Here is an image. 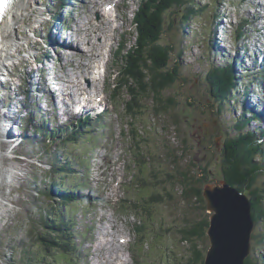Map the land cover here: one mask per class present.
<instances>
[{"label":"rangeland","instance_id":"rangeland-1","mask_svg":"<svg viewBox=\"0 0 264 264\" xmlns=\"http://www.w3.org/2000/svg\"><path fill=\"white\" fill-rule=\"evenodd\" d=\"M68 1L28 0L25 23L18 24L16 28L18 45L12 57L5 61L6 70L1 71L0 109L2 106L6 111L1 109L8 128L7 138L4 137V140L9 141L12 146L11 149L3 148L7 155L9 154L4 163L14 175L4 178L1 189L4 195L0 197V264H10L11 260L20 264L27 260L29 254L23 253L24 250H31L36 244L35 235L45 232V229L40 228L39 217L47 218L48 213L51 214L47 211H37V206L59 203V190L72 186L79 196L72 201L74 205L69 206L67 213V217L75 223L73 230L79 253L75 264H136L134 260H138L137 264L185 262L186 258H191L192 251L188 243L182 241L178 228L189 224L200 215L208 218L209 214L205 208L198 210L194 206V200H191L190 204L181 201L177 193L174 200L157 203L151 208L152 220L146 222L147 242L142 257L139 258L129 249L135 239L133 225L138 223L139 219L133 210L118 200L138 198L141 201L138 190L128 184L136 168L129 150V123L132 121L138 128L144 126L147 129L145 135L150 140L152 151L157 150L158 140L164 138L166 141L163 143L176 155L180 168L192 169L198 176L204 177L200 184L201 193L202 187L207 183L219 185L220 180H223L221 159L224 138L228 133L234 134L231 129L228 130V126L233 124L234 119L241 118L245 109L243 116L250 118L244 127L245 132L255 131L258 134L264 130V106L261 110L253 112L259 118H252L251 106L259 107L254 101L262 100L264 94H258L261 88L253 91L249 79L254 66L246 55L249 53L246 51L254 49L257 44L256 30L245 26L243 39L231 42L240 27L236 22H242L243 18H252L255 9L249 6L251 7L254 1L220 0L217 3L216 0H198L200 4H207L208 7L201 16L188 23L185 29L180 27L178 16L171 15L176 17L175 23L170 30L163 33L161 42L174 44L169 65L172 66L176 62L180 67L179 78L163 91V96H168L174 102V109L164 114H155L151 99H142V106L145 107L136 117H130L124 109L123 101L128 98L125 87H119L120 98L113 99L111 84L115 82V74L122 62V54L117 56L116 52L120 48L126 50L124 46L129 48L134 43L132 18L139 0H124V5H118V0H70L71 4ZM60 2L66 4L63 9H60ZM103 3L106 9H110L109 17L97 9H101ZM115 4L117 9H111ZM67 11H70L69 21L66 19ZM118 12L122 16L119 19ZM171 12L173 13L170 10ZM221 12H224L225 16L222 15L213 21L214 15ZM95 13L98 16H95ZM51 18H54L55 23ZM90 19L92 21L89 27ZM102 19L104 23L107 22L106 26H95V22ZM223 23L228 27L233 26L231 40L228 36L222 37ZM87 28L88 32H84ZM213 29L220 43L217 41V50L211 51L208 35L214 34ZM247 32L251 36L246 37ZM85 33L88 37L92 36L90 41ZM43 34L46 37L49 34L51 45L48 46L47 42L41 39ZM50 39L48 38L49 41ZM73 39L76 47L72 50L69 47L66 52ZM123 41H126V44L122 43ZM261 49H264L263 44ZM79 50L83 51L82 58L77 57ZM39 57L44 58V63L40 66L35 64ZM232 57L238 58L235 65L236 75L244 77L240 78L238 88H246L251 94L247 96L246 108H243L237 95L233 98V93L231 100L218 111V104L208 91L206 73L210 68L224 66L228 61L231 63ZM85 63L90 65L89 69ZM104 63L105 74L99 70V65L103 67ZM40 68L44 79H39ZM24 74L25 81L19 78ZM255 80L257 81L256 78ZM43 87L48 93L42 92L41 97L39 94ZM81 87L84 89L81 90ZM21 88L28 91V98L25 100L27 113L20 115V120L17 121L16 112L10 114L12 104L8 101L6 103V99L12 92H20ZM30 89H37L38 92H32ZM92 91L95 95H92ZM63 93H68V96ZM86 94L91 95V99L103 95L102 104H105L106 111L102 116H93L88 109L80 110L79 102L92 104L93 99H85ZM16 96L22 98V95ZM55 101L56 105L53 103ZM65 106L68 111L66 117L59 113V109ZM51 108H56V111ZM88 115L91 118L90 124H86L84 133L74 128L77 134L81 133L79 136L83 140L77 138L72 143L61 144L63 139L69 136L68 131L76 126L79 118H86ZM7 119L15 120L13 131L16 136L11 133ZM173 119L177 120V124ZM162 125L166 130L161 129ZM65 129L68 131H64ZM49 133H53V136ZM18 135L22 143L13 144L14 136ZM258 136L256 135L260 141H264V135ZM163 155V166L168 167L170 164L167 163L165 154ZM54 161L71 170L62 175L58 174V178L54 179ZM259 163L262 165V174L259 175L257 183L262 184L264 157L259 159ZM52 180L56 181V186H51ZM39 190L42 191L40 195L36 194ZM245 191L243 193L246 195L250 193L248 188ZM88 196L90 199H85ZM261 233L264 234V223L255 225L252 247L247 257L255 260L262 258L264 264V244H258L253 238L255 234H258L257 239L261 238ZM199 242L205 250L204 260L209 245L206 234ZM172 251L178 258L175 261ZM50 256L46 258L47 263L53 260Z\"/></svg>","mask_w":264,"mask_h":264},{"label":"trees","instance_id":"trees-1","mask_svg":"<svg viewBox=\"0 0 264 264\" xmlns=\"http://www.w3.org/2000/svg\"><path fill=\"white\" fill-rule=\"evenodd\" d=\"M139 1L132 20L134 25V43L129 48L124 46L126 50L120 48L116 52L117 56L122 54V62L115 74V82L111 84L113 99H116V97L120 98L118 88L125 87L128 98L123 101V104L126 114L130 117H136L141 114L142 108L145 107L142 106V99H151V106L155 114H164L168 110L174 109V102L168 96H163V91L179 78L180 67L176 62L172 66L169 65L171 54L174 52V44L162 43V35L165 31L170 30L175 23L176 17L174 18L171 15L175 14V16H178L180 27L185 29L188 23L195 17L201 16L206 7H208L207 4H200L198 0ZM218 1L220 0H216L217 3ZM60 6L65 7L66 4L60 2ZM170 10L173 13H170ZM218 17L219 15H214L213 21L215 18L218 19ZM244 23L237 29L236 39H239L245 33L243 29ZM218 24H216V27ZM165 25L166 28H164ZM48 30L50 31V28ZM45 38L48 41V36H45ZM208 40L211 45V51L213 49L217 50L215 47L216 45L219 46L217 44V41H219L217 34L214 32V34L208 35ZM125 42L123 41L122 43L126 44ZM237 60L238 58L236 57L234 62L232 57L231 63L228 61L224 66L210 68L206 73L208 91L214 101L217 102L218 111L222 109L225 103L231 100L233 93V98L237 95V98L241 99L243 108H246L245 103L248 101L249 92L247 89L244 93L238 91L240 75L238 74L237 76L235 72ZM22 77L19 76L20 79ZM261 77H263V74H261ZM182 78L184 79V76ZM251 80H255V78ZM234 88H236V93ZM7 101L11 102L9 97L6 99V103ZM24 108L26 109V106ZM244 112L245 109H243L241 118L234 119L233 124L228 126V130L231 129L234 134L229 135L228 133L224 138L221 159L222 173L223 179L241 192L245 191L246 188L250 190L247 195L251 205V216L257 225L264 223V183H257L259 175L262 174V165L259 163V159L264 157V141H260L254 131L245 132L244 127L248 124L250 118H245L243 116ZM256 116L253 113L252 118H256ZM173 122L177 124L176 119H173ZM86 124H90L89 116L79 118L76 126H73V130L70 132L65 129L64 131H68L69 136L64 138L61 144L72 143L77 138L83 140L79 136L81 133L78 132L77 134L74 128H78L84 133ZM129 124L131 126L129 128V133L131 134L129 150L133 156L136 168L131 174L128 184L138 190L137 194L141 201L138 198L134 200L125 198L119 201H123L125 206L133 210L139 219L138 223L136 222L133 225L135 239L129 249L131 253L134 252L140 258L144 254V245L147 242L146 222L152 220L150 216L151 208L157 203L174 200L177 193L181 201L190 204V201L194 200V206L198 210H203L205 205H203L204 200L201 195L200 184L203 182L204 177L198 176L192 169L180 168L176 155L172 153L166 143H163V141H166L164 138L158 140L157 150L152 151L149 146L150 140L145 135L147 129L144 126L138 128L132 121ZM161 129L166 130L164 125H162ZM49 134L53 136V133ZM262 135H264V130L259 132L258 137ZM163 154L168 160L167 163L170 164L168 167L163 166V161L161 160L164 157ZM65 161L67 164V158ZM191 163L195 164L193 161ZM61 164L56 163V161L52 163L54 179L58 178L56 177L58 174L62 175L66 171L71 170ZM55 182V180H52L51 186H56ZM169 184H171L170 187ZM73 188L72 186L59 190V203L55 202L54 205L48 204L46 206L40 204L37 206V211H47L51 212V214L48 213L47 218L39 217L40 228L45 229V232L35 235L36 244L32 246L31 250H24L23 253L29 254V256L25 262L20 264H62V262L75 264V259L79 256L77 252L78 244L73 230L75 223L67 217L69 206L74 205L72 201L79 197ZM142 192H144L143 195L140 194ZM41 193L42 191L40 190L36 191L38 195ZM85 199L89 200L90 197H85ZM207 225L208 218L205 215H200L189 224L178 228L182 241H186L192 251L191 258H186V261L180 264H202L205 250L200 246L199 240L204 238ZM261 234V238L257 239L258 234L253 235V238L256 239L258 244L263 245L264 234ZM49 253L52 255L50 256ZM171 254L174 261L178 259L174 251ZM48 256L53 259L50 263L46 262ZM134 261L137 264L138 260ZM10 262V264H16L13 260ZM244 264H263V259L255 260L247 257Z\"/></svg>","mask_w":264,"mask_h":264},{"label":"water","instance_id":"water-1","mask_svg":"<svg viewBox=\"0 0 264 264\" xmlns=\"http://www.w3.org/2000/svg\"><path fill=\"white\" fill-rule=\"evenodd\" d=\"M205 184L202 197L208 215L205 234L209 245L203 264H244L252 247L255 222L246 194L227 181Z\"/></svg>","mask_w":264,"mask_h":264},{"label":"bare ground","instance_id":"bare-ground-1","mask_svg":"<svg viewBox=\"0 0 264 264\" xmlns=\"http://www.w3.org/2000/svg\"><path fill=\"white\" fill-rule=\"evenodd\" d=\"M84 1V0H83ZM97 2V1H96ZM95 2V3H96ZM73 3V2H72ZM29 2L28 0H13L12 2V5L11 7L9 8V10L6 12V14L4 16L1 15L0 17V26H1V30H0V75H1V71L2 70H6V64H5V61L6 60H9L11 57H12V54L13 52L15 51V48L17 47L18 45V39H17V34H16V28L18 26V24L20 23H25V20L27 18V6H28ZM99 4V3H98ZM98 9V8H97ZM26 13V14H25ZM218 15H220L219 17H222L225 16L224 12H221L219 13ZM100 16V15H99ZM102 16V15H101ZM226 16H229L228 14H226ZM256 16V15H255ZM257 21L259 22L258 26H254V24L252 23V20L251 19H245L246 21H251L250 22V25L251 26L250 28H253L254 31L256 30L255 34L256 35H259L261 34V29L263 27V20H264V17H260V15H257ZM106 19V18H105ZM81 21V20H80ZM92 20L90 19L89 20V27L91 26L90 25V22ZM96 21V20H95ZM107 21V20H106ZM95 26L99 27V26H102V25H105L106 26V23H104L103 19L102 20H99L97 22H95ZM80 24V23H79ZM88 24V23H87ZM239 22H236V25L238 26ZM85 25V24H84ZM4 27V28H3ZM66 27V26H65ZM233 26H229L226 25V23L222 25V31H223V34H222V37L224 35L223 38L225 37H229L230 39V36H231V29H232ZM112 29V28H111ZM89 28L85 29L84 32H88ZM96 32V31H95ZM77 33V32H76ZM76 35V34H75ZM87 36L88 38V41H90L92 39V36L89 35L88 37V34H84ZM244 35V34H243ZM97 36V35H96ZM83 37V36H82ZM100 37V36H99ZM248 37V36H247ZM96 38V37H95ZM232 38V36H231ZM79 39V38H78ZM82 39V38H81ZM94 39V38H93ZM70 40V39H69ZM231 40V39H230ZM74 41V39H73ZM93 41V40H92ZM231 41H235L234 40H231ZM71 42V41H70ZM99 42V41H98ZM102 42V41H101ZM239 42V41H238ZM251 42V41H250ZM89 43V42H88ZM101 44V43H100ZM103 44V43H102ZM101 44V45H102ZM236 44V43H235ZM71 47V50L72 48L74 49L76 47V45L74 43H71V45H68V48ZM67 48V50H68ZM93 48V47H92ZM258 48V47H257ZM245 49V48H244ZM92 50V49H91ZM83 53V51H80L79 50V53L77 54V57L78 58H82L81 57V54ZM250 53V52H249ZM83 55V54H82ZM85 55V54H84ZM91 58V57H90ZM81 63V62H80ZM80 65V64H79ZM84 65H87V69L90 68V65L89 64H84ZM77 81V80H76ZM250 82H252V84L255 82V80H249ZM78 82V81H77ZM91 82V81H90ZM248 87L249 84H248ZM53 89V88H52ZM84 88L81 87V90H83ZM246 90V88H240L238 89V91H240L241 93H244ZM50 91V90H49ZM42 92L44 93H48V91L43 88L42 91H41V94L40 96L43 97L42 95ZM83 92V91H82ZM234 92H236V88H234ZM85 93V92H84ZM251 94V91H249V96ZM65 103V102H64ZM66 105V104H65ZM3 112H1V109H0V197H2V195H4L3 191L1 190L2 189V183H3V180L5 177H8V176H13L14 173L10 170V169H7L6 165H5V161L7 158H9V154L7 155V153L5 152V149H3L4 147H10L9 149L12 148L11 146V143L9 141H5L4 140V137L7 136L8 134V128L6 126V124L4 123V118H3V115H2ZM25 114V112L21 113V115L23 116ZM97 114L99 113H96L95 115L97 116ZM66 113H65V117H66ZM94 115V116H95ZM64 116V115H63ZM89 116V115H88ZM90 118V116H89ZM66 121V120H65ZM15 121H8L7 119V124L9 126V129L11 130V133L14 135V133L12 132V129H11V123H13ZM7 138V137H6ZM8 150V149H7ZM8 156V157H7ZM7 181V180H5ZM4 189V188H3Z\"/></svg>","mask_w":264,"mask_h":264}]
</instances>
